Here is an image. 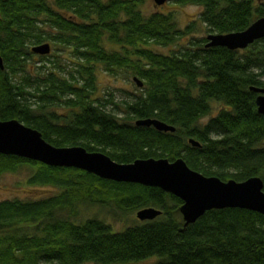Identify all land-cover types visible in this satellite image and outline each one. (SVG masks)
Returning <instances> with one entry per match:
<instances>
[{
  "label": "trees",
  "instance_id": "trees-1",
  "mask_svg": "<svg viewBox=\"0 0 264 264\" xmlns=\"http://www.w3.org/2000/svg\"><path fill=\"white\" fill-rule=\"evenodd\" d=\"M144 1L0 0V120L18 119L55 146L80 145L120 163L182 157L206 176H260L264 182V114L250 89L264 87V38L239 50L206 47L202 38L159 52L150 44L174 45L192 25L180 29L171 13L159 9L145 15ZM175 1L200 5V20L212 33L241 31L264 16V0ZM89 15L97 19L82 20ZM48 41L70 48L71 70L32 51ZM106 41L119 48L108 50ZM98 63L114 75L132 70L143 79L139 93L120 103L112 93L93 98ZM213 103L220 105L217 114L201 123ZM144 118L175 131L135 124ZM22 166L33 170L29 184L58 191L0 200V264H132L149 258V264H264V214L211 209L184 225L181 199L159 187L0 153V175ZM111 205L131 211L154 206L162 213L118 231L104 218L82 215Z\"/></svg>",
  "mask_w": 264,
  "mask_h": 264
},
{
  "label": "water",
  "instance_id": "water-1",
  "mask_svg": "<svg viewBox=\"0 0 264 264\" xmlns=\"http://www.w3.org/2000/svg\"><path fill=\"white\" fill-rule=\"evenodd\" d=\"M154 1L156 5H161L169 0ZM261 38H264V16L241 31L209 34L206 47L223 46L239 50ZM51 49L49 42L32 47V51L40 55H48ZM0 68H4L1 57ZM133 79L137 86H143V81L137 76ZM250 89L258 93L255 100L257 111L264 114V87L252 86ZM135 124L153 126L159 131H175L173 125L157 118L137 119ZM189 142L193 146L201 145L193 138ZM0 153L39 161L49 166L74 167L116 182L159 187L181 199L179 210L184 225L194 223L211 209L242 208L264 214V182L260 176H251L242 181L222 180L218 176H206L192 169L182 157L173 161L149 157L120 163L104 152L88 151L80 145L55 146L39 130L15 118L0 120ZM161 213V209L150 206L139 209L136 216L145 221L153 220Z\"/></svg>",
  "mask_w": 264,
  "mask_h": 264
},
{
  "label": "rangeland",
  "instance_id": "rangeland-1",
  "mask_svg": "<svg viewBox=\"0 0 264 264\" xmlns=\"http://www.w3.org/2000/svg\"><path fill=\"white\" fill-rule=\"evenodd\" d=\"M140 9L145 15L152 13L155 9H159V11L163 13H171L180 29H186L188 26L192 25V29L184 34L176 43H174V45L161 46L157 44H150V47L156 51L168 53L170 50H176L180 47L189 46L190 42L197 41L202 38H205L207 43V36L212 33L207 30L205 24L200 20V12L202 10L200 5L180 4L175 0H169L161 5H156L154 0H145L140 5ZM48 42L52 47L48 57L53 59L58 58V62L63 66V68L71 70L74 65L70 62V60L73 59L70 48L65 47L66 45L63 44L60 45L58 42ZM105 47L108 50H111L118 49L119 45H115L112 42L106 41ZM41 63H43V61ZM135 76L137 75L130 69L119 70V72L114 75L104 70L103 66L98 63L95 65L96 90L92 96L93 98L102 96L109 97V94L112 93L116 102L120 103L122 100L132 96L133 93H139L138 90L141 89V87L137 86V83L134 81L133 78ZM137 77L139 78V76ZM141 80L143 81V79ZM219 108L220 105L218 103H213L211 113L204 117L201 120V123L208 121L210 116H215ZM51 110H55L58 113L65 111V109L60 107H53ZM32 174L33 170L30 168V166H22L18 169V171L15 172L8 171L2 173L0 175V200L13 198L28 200L57 193L58 189L54 186L29 184L27 180ZM138 210H124L118 208L116 205H111V207L107 209H101L99 211L96 208L83 210L82 215L91 216L95 214L109 222L113 230L118 231L140 221L136 216V212ZM153 261L154 258H149L132 264H149Z\"/></svg>",
  "mask_w": 264,
  "mask_h": 264
},
{
  "label": "flooded vegetation",
  "instance_id": "flooded-vegetation-1",
  "mask_svg": "<svg viewBox=\"0 0 264 264\" xmlns=\"http://www.w3.org/2000/svg\"><path fill=\"white\" fill-rule=\"evenodd\" d=\"M81 1H85V0H78V2H81ZM90 1H93V2H95L96 3V1L97 0H90ZM100 2H104V4H107L108 5V2L110 1V0H99ZM88 2H89V0H88ZM92 4V3H91ZM155 7H157V6H155ZM92 9V8H91ZM90 16V15H89ZM91 17V18H90ZM89 17V19H85V18H82V20L83 21H90V19H97V17L96 16H94V15H91Z\"/></svg>",
  "mask_w": 264,
  "mask_h": 264
}]
</instances>
